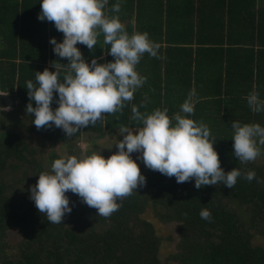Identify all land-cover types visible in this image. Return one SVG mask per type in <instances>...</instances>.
Listing matches in <instances>:
<instances>
[{
  "label": "trees",
  "instance_id": "16d2710c",
  "mask_svg": "<svg viewBox=\"0 0 264 264\" xmlns=\"http://www.w3.org/2000/svg\"><path fill=\"white\" fill-rule=\"evenodd\" d=\"M40 2L0 0V92L18 102L13 113L0 112V264H264V147L255 161H238L231 129L234 120L264 126V112L252 111L247 102L253 91L264 101V0H119L118 13L112 11L118 0H109L105 14L118 16L130 36L148 33L159 45L158 55L146 53L137 65L147 80L132 101L70 138L55 126L38 130L26 112L27 82H35L34 73L55 71L54 61L68 63L53 53L49 41L62 42L63 33L54 22L38 20ZM77 47L89 64L113 61L103 33L93 51ZM56 70L62 80L65 69ZM193 90L194 113L188 118L208 126L225 173H242L232 189L223 183L197 189L194 180L178 184L141 161L146 185L119 200L121 207L110 217L98 216L71 192L66 195L72 212L61 224L39 212L28 189L39 174L51 171L54 160L81 158L83 140H119L122 127L142 126L132 119L133 106L141 113L167 108L171 118ZM19 117L31 123L23 131L17 129ZM116 144L110 141L102 151L92 145L85 155L108 158ZM249 170L261 182L245 179ZM205 208L210 221L200 216ZM148 213L178 227L175 251L166 259L164 239ZM13 230L21 237L14 244L8 239Z\"/></svg>",
  "mask_w": 264,
  "mask_h": 264
},
{
  "label": "clouds",
  "instance_id": "9594fccd",
  "mask_svg": "<svg viewBox=\"0 0 264 264\" xmlns=\"http://www.w3.org/2000/svg\"><path fill=\"white\" fill-rule=\"evenodd\" d=\"M108 3L109 0H41L37 18L41 22H54L55 28L63 33L62 42L52 38L49 43L53 45V53L68 63L54 61L55 71L46 68L35 72V82H27L30 102L26 112L34 115L32 124L38 130L55 126L67 137H73L81 129L94 127L105 114L122 110L125 102L132 101L135 92L146 83L147 78L136 67L146 53L156 57L159 45L146 32L130 36L118 16L105 14ZM120 7L118 0L112 11L118 13ZM101 33L104 43L110 45L106 53L113 61L98 63L92 59L89 64L77 44L93 51ZM58 66L65 69L62 80L56 70ZM195 95L194 90L190 92L181 112L171 118L167 108L141 113L133 106L132 119L142 126L122 127L119 130L122 139L115 145L117 151L108 158L93 153L83 158L72 155L54 160L51 171L39 174L36 184L28 189L36 208L50 223L61 224L65 215L72 212L66 195L71 192L96 209L98 216L108 218L121 207L119 200L146 185V177L136 160L166 177H175L178 184L194 180L197 189L217 183L232 189L242 173L237 168L225 173L214 149L217 141L208 126L188 118L194 113ZM0 96L7 95L0 93ZM247 102L252 111L264 112V101L259 99L258 92L250 93ZM53 103L58 107L53 109ZM231 129L233 155L240 162L255 161L264 147V126L234 120ZM133 153L139 154L136 160ZM243 177L249 182L253 179L261 182L252 170L243 173ZM200 216L211 220L206 208Z\"/></svg>",
  "mask_w": 264,
  "mask_h": 264
},
{
  "label": "rangeland",
  "instance_id": "374dc122",
  "mask_svg": "<svg viewBox=\"0 0 264 264\" xmlns=\"http://www.w3.org/2000/svg\"><path fill=\"white\" fill-rule=\"evenodd\" d=\"M13 111H14V109L10 108V110L4 111V112L13 113ZM23 125H27L29 127L31 125V123L27 122L26 120H23V118L19 117V125L17 126V129L19 131H23V128H24ZM116 139H117L116 136L112 137L111 139L107 137L105 139H100V140L96 141L95 143L90 142L91 140L89 142H87L88 140H83L82 142H80V147L84 151V153L81 155V158L86 156L85 152L87 150L93 149V147H90V146H92V145L95 146V144H96V149L102 151L101 148L103 149L106 143H109L111 141V143L114 142L116 144L118 142V140H116ZM120 139H122V137H120ZM62 155L64 157H66L65 153H62ZM137 155H139V154L133 153L132 158L134 160H136ZM141 161L142 160H136V162H139V163H141ZM146 218L154 224V226L157 229L158 234L164 239L162 250H161V256L163 259H166L172 252L175 251V245H176V242L178 240V227L176 224H169V225L162 224L161 222L156 220L154 218L153 214H151V213H148L146 215ZM20 238L21 237H20L19 233H17L16 231L13 230V231L9 232V238L8 239L12 244L18 242L20 240ZM168 238H172V240H169Z\"/></svg>",
  "mask_w": 264,
  "mask_h": 264
},
{
  "label": "water",
  "instance_id": "95a60500",
  "mask_svg": "<svg viewBox=\"0 0 264 264\" xmlns=\"http://www.w3.org/2000/svg\"><path fill=\"white\" fill-rule=\"evenodd\" d=\"M3 94L7 96H0V109H6V108L14 109L18 104L16 96L7 93H3Z\"/></svg>",
  "mask_w": 264,
  "mask_h": 264
}]
</instances>
